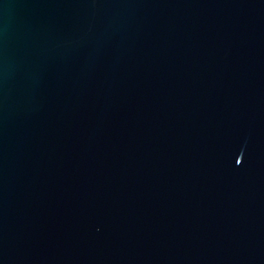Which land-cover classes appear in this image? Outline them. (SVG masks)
I'll use <instances>...</instances> for the list:
<instances>
[{
    "label": "water",
    "instance_id": "95a60500",
    "mask_svg": "<svg viewBox=\"0 0 264 264\" xmlns=\"http://www.w3.org/2000/svg\"><path fill=\"white\" fill-rule=\"evenodd\" d=\"M0 264H264V0H0Z\"/></svg>",
    "mask_w": 264,
    "mask_h": 264
}]
</instances>
